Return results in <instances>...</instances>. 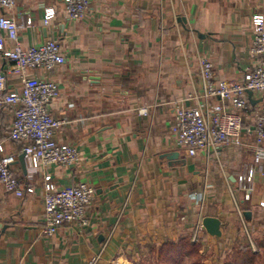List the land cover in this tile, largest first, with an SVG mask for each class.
I'll list each match as a JSON object with an SVG mask.
<instances>
[{
	"label": "crops",
	"instance_id": "0c3cea01",
	"mask_svg": "<svg viewBox=\"0 0 264 264\" xmlns=\"http://www.w3.org/2000/svg\"><path fill=\"white\" fill-rule=\"evenodd\" d=\"M47 10L54 16L45 25ZM3 14L23 26V47L54 40L65 54L63 65L37 74L59 86L49 106L64 121L55 140L77 148L80 162L33 173L25 158L23 170V144L9 139L12 116L3 111L0 142L17 156L12 168L20 188L34 193L19 198L0 186V264H155L153 247L190 239L205 217L220 221L221 235L203 232L200 255L214 254L224 264L247 243L230 192L249 213L255 264H264V162L254 161V135L190 157L171 132L176 107L190 105L188 94L202 89L199 59L213 64L215 81L237 80L251 64L252 17L264 16V0H89L76 21L62 0H20L10 12L0 9ZM9 67L0 54V72ZM16 84L8 79L9 88ZM252 101L253 110L264 107V93ZM142 108L147 115L138 114ZM44 174L58 188L83 182L94 189L88 227L42 235ZM246 188L252 189L248 201Z\"/></svg>",
	"mask_w": 264,
	"mask_h": 264
},
{
	"label": "built area",
	"instance_id": "2783aa9c",
	"mask_svg": "<svg viewBox=\"0 0 264 264\" xmlns=\"http://www.w3.org/2000/svg\"><path fill=\"white\" fill-rule=\"evenodd\" d=\"M20 0H0L3 12L13 10ZM63 8L69 20L83 18L89 7V0H62ZM54 11L47 10L44 24L53 18ZM27 19L25 26H30ZM19 26L15 20L6 15L0 16V54L9 63L5 73L0 72V113L9 112L12 116L9 127V139L23 144L22 152L33 173L39 168L49 166L63 168L74 167L80 162V153L74 146L62 144L55 140L56 131L64 121L50 113V104L59 94V86L37 71L49 72L64 64L65 54L58 42L45 41L36 46L23 47L18 40ZM253 38L249 48L251 64L246 67L241 78L232 81H215L214 66L204 58L198 60V75L202 84L200 91L188 94L187 107L180 103L174 113L171 128L177 146L190 157L200 153L211 155L217 153L227 144L241 145L242 134H253L251 146L256 164L264 162V107L252 109L251 98L264 93V16L252 17ZM8 43L10 44L8 46ZM16 78L14 88L8 87V79ZM138 114H148L146 108ZM251 121L244 127V120ZM21 152V153H22ZM17 156L4 152L0 142V186L6 193L24 197L34 193L33 187L20 188L12 168ZM37 164L38 166H35ZM43 219L41 233L46 238L53 237L63 226L84 229L89 225L87 210L94 197V189L86 183L79 182L58 188L50 174L43 175ZM232 202L236 208L252 251L255 245L249 235L243 211L233 192ZM252 189L246 188L244 200L251 198ZM202 203L203 195H195ZM205 232L202 221H198L192 230L190 241L201 244V234Z\"/></svg>",
	"mask_w": 264,
	"mask_h": 264
},
{
	"label": "trees",
	"instance_id": "16d2710c",
	"mask_svg": "<svg viewBox=\"0 0 264 264\" xmlns=\"http://www.w3.org/2000/svg\"><path fill=\"white\" fill-rule=\"evenodd\" d=\"M3 111L0 113V116ZM155 264H180L187 261L189 264H204L201 261V244L192 243L188 238H180L177 241H169L162 244L159 248L153 247ZM257 255L254 253L247 242L225 257L224 264H255Z\"/></svg>",
	"mask_w": 264,
	"mask_h": 264
},
{
	"label": "water",
	"instance_id": "95a60500",
	"mask_svg": "<svg viewBox=\"0 0 264 264\" xmlns=\"http://www.w3.org/2000/svg\"><path fill=\"white\" fill-rule=\"evenodd\" d=\"M248 98L250 100V103L252 104L253 101H252V98H251V94L249 93L248 94ZM178 155V153H171L169 154L168 156H166V158H176ZM23 170L26 169L25 167V153L22 152L20 155H19V158H18ZM249 213H245V217H248ZM202 225L204 227V230L205 232L212 236V237H220L221 235V232H220V221L217 219V218H212V217H205L203 220H202Z\"/></svg>",
	"mask_w": 264,
	"mask_h": 264
},
{
	"label": "rangeland",
	"instance_id": "374dc122",
	"mask_svg": "<svg viewBox=\"0 0 264 264\" xmlns=\"http://www.w3.org/2000/svg\"><path fill=\"white\" fill-rule=\"evenodd\" d=\"M241 230H242V226H241ZM249 230V228H248ZM244 233V231H242ZM245 234V233H244ZM253 240V239H252ZM215 256L214 254H210V255H206V256H201V261L204 264H218V258L215 260ZM215 261V262H214Z\"/></svg>",
	"mask_w": 264,
	"mask_h": 264
}]
</instances>
